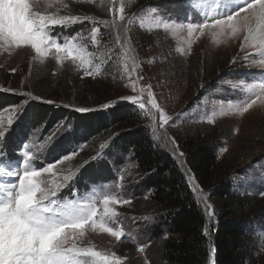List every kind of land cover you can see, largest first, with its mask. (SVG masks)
Masks as SVG:
<instances>
[{
  "label": "rangeland",
  "instance_id": "1",
  "mask_svg": "<svg viewBox=\"0 0 264 264\" xmlns=\"http://www.w3.org/2000/svg\"><path fill=\"white\" fill-rule=\"evenodd\" d=\"M193 2L194 0H188L187 4H182V0H62L58 6L59 14L88 16L89 19L67 28L57 26L52 34L63 32L65 36H73L72 42L83 44L92 61L94 75L85 76L83 69H77L70 60L58 63L51 53L41 63L33 59V53L27 49L15 50L11 54L0 52V91L10 92L15 88L13 84L18 83L20 78L19 89L13 92L24 93L26 98L37 100L33 98L36 97L32 93L33 84L47 85L45 87L49 90L60 91L64 83L72 82L70 79L73 76L80 81L89 78L97 83L103 76L113 74L120 97L138 95L139 89L143 87L146 98V86L151 84V90L162 111L170 117L168 124L162 125L159 113H155L153 109L159 139L154 138L150 127L152 116L141 115L144 120L147 119L145 125L151 131L152 140L175 161L195 196L206 219L205 233L216 227V201L208 190L202 189L198 184L177 142L178 138H183L186 133L200 132L207 142L214 145L220 160L228 159L237 165L232 177L234 193L263 199L264 102L258 101L243 115L235 109L253 96L249 89L259 90L258 85L264 81V76L253 74L264 73V66L260 64L254 48H248L246 52L240 51L242 38H216L205 30L206 36L201 37L197 33L196 38L192 39L186 29H164L165 23L184 22L185 14L189 19L194 18L196 13L201 16L205 12L215 14L219 0H205L206 6L203 9L207 11L197 8ZM121 3L125 7L123 21L119 19L118 11ZM64 4L68 6L66 9L62 6ZM114 4L117 9L115 15L112 11ZM55 10L56 8L49 11ZM76 25L77 30L73 34L78 35L69 34L68 30ZM93 27L99 28L95 40H92ZM233 58H236L235 63ZM138 77L143 79H137ZM132 84L136 85L135 91L130 87ZM148 107L150 105H146L145 111ZM21 109L9 106L0 111V130L4 131V136L0 137V153H4L8 161L30 149L33 160L29 162V166L35 163L38 168L43 160H51L50 149L55 147L63 135L71 133L73 126L69 123L62 129H49L42 124L14 140L9 134L19 121ZM49 133H52L51 139H41ZM25 137L27 148L20 153L13 152L12 149ZM110 141L103 142L102 137H99L88 143L74 142L71 148H77V154L62 164L57 163L53 172L43 173L41 179H46L49 186L58 184L62 188V191L58 189L60 197L72 193L73 188L77 190L76 199L65 200L64 203H86L94 199L102 212L103 196L108 195L121 201L110 205L119 215L108 221V226L122 231V239L117 241L100 229H88L86 246L97 251L115 252L125 264H162L161 242L154 236V228L162 222L155 217L148 195L145 192L136 194L135 189L140 182L135 174L136 161L133 154L114 151ZM6 161L2 162L4 167L0 171V184L5 185L13 182L14 178L4 173L23 170L22 165L17 169L16 162L11 168H7ZM66 176L70 179L64 181ZM189 177L194 179L190 180ZM204 196L214 209L211 219L204 211ZM126 199L130 202L122 203ZM253 232L255 240L251 247L256 246V252L254 259L246 264H264V216L253 227ZM166 236L167 230L164 229L162 239ZM142 246L145 248L144 252L139 251ZM213 248L211 246L210 249ZM215 256L214 249L207 264H213V260L216 264Z\"/></svg>",
  "mask_w": 264,
  "mask_h": 264
},
{
  "label": "snow or ice",
  "instance_id": "2",
  "mask_svg": "<svg viewBox=\"0 0 264 264\" xmlns=\"http://www.w3.org/2000/svg\"><path fill=\"white\" fill-rule=\"evenodd\" d=\"M187 2L188 0H182V4ZM61 3L62 0H0V52L11 54L15 50L27 49L33 53V59L41 63L51 53L58 63L63 64L65 60H70L75 63L77 69H83L85 76H92V61L88 58L84 45L72 42L73 36H65L63 32L52 34L57 26L67 28L76 22L89 19L88 16L59 14L58 6ZM62 6L65 9L68 7L66 4ZM54 8L55 11H49ZM116 10L114 4L113 15ZM118 11L119 19L123 21V3ZM163 27L173 31L186 29L192 39L196 38L197 33L201 37L206 36L205 30L216 38H242L240 51L246 52L249 47L255 48L259 62L264 66V0H219L213 15L208 12L202 16L196 13L194 18L189 19L185 14L184 22L165 23ZM98 31L99 28L96 27L91 29L92 40L96 39ZM235 62L236 58H233V63ZM253 75L264 76V73ZM130 87L133 91L136 90L135 84ZM146 87V98L145 88L142 87L138 95L121 96L119 100L136 106L138 112L144 116H152L150 127L154 138L159 139L155 113H159L162 125H167L170 117L162 111L151 90L152 85ZM258 88V91L249 89L253 96L235 109L237 113L243 115L258 101L264 102V81H261ZM46 102L53 103L51 100ZM146 105H150L147 111ZM111 107L112 104L104 103L101 110ZM75 110L85 113L92 109L79 107ZM3 136L4 131L0 130V137ZM51 138L52 133H49L41 139ZM26 140V137L20 140L12 151L20 153L22 149H26ZM171 142L175 145L174 140ZM76 154L77 148H65L61 153L52 156L51 160L41 158L43 162L37 168L35 163L29 166V162L33 160L31 150H24L22 155L15 158L17 169L22 165L23 170L4 173L14 178V181L7 185L0 184V264H125L115 252L97 251L91 246H86L88 229H100L117 241L122 239V231L108 226V221L119 215L110 205L119 204L121 201L108 195L103 196L102 212L94 199L86 203H64L65 200L74 201L77 190L73 188L72 193L60 197L58 189L62 191V188L58 184L49 186L46 179H41L43 173H52L57 163L62 164ZM179 155L183 156V153ZM69 179L70 177H64V181ZM261 195H264V192ZM203 200L204 211L211 219L214 209L207 203L206 196ZM129 202L127 199L122 201L124 204ZM204 235L208 236L210 232L206 230ZM139 251L144 252L145 248L142 246ZM213 253L214 248L209 255Z\"/></svg>",
  "mask_w": 264,
  "mask_h": 264
},
{
  "label": "trees",
  "instance_id": "3",
  "mask_svg": "<svg viewBox=\"0 0 264 264\" xmlns=\"http://www.w3.org/2000/svg\"><path fill=\"white\" fill-rule=\"evenodd\" d=\"M77 26H72L68 33L76 32ZM103 77L94 83L89 78L80 81L73 76L72 82L64 83L60 91L33 84L31 92L40 98L37 100L13 92L19 89V78L10 92L0 91V111L9 106L22 108L10 138L16 140L42 124L49 129H62L72 123L73 131L63 135L50 149V157L71 148L74 142L88 143L99 137L103 142L112 139L114 151L133 154L140 182L136 194L148 195L155 217L162 222L154 228L155 239L161 242L162 264H207L211 246L215 249L216 264H246L253 260L256 252V246L251 247L255 240L253 227L264 216V198L234 193L232 177L237 165L228 159L220 160L214 145L198 131L178 138L198 184L216 201L217 224L207 237L205 216L179 167L152 140L145 125L147 119L133 105L119 100L113 74ZM49 100L53 103L46 102ZM104 103L114 104L101 110ZM79 107L92 110L81 113L75 110ZM164 229L167 236L162 239Z\"/></svg>",
  "mask_w": 264,
  "mask_h": 264
},
{
  "label": "bare ground",
  "instance_id": "4",
  "mask_svg": "<svg viewBox=\"0 0 264 264\" xmlns=\"http://www.w3.org/2000/svg\"><path fill=\"white\" fill-rule=\"evenodd\" d=\"M193 4L200 9H203L206 6L205 0H194ZM203 11H207L206 9H203ZM251 48V47H249ZM253 49V48H252ZM255 49V48H254Z\"/></svg>",
  "mask_w": 264,
  "mask_h": 264
}]
</instances>
